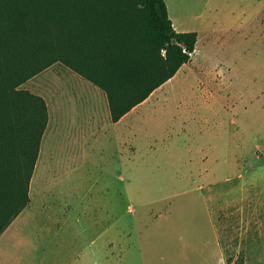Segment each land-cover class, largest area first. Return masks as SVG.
Wrapping results in <instances>:
<instances>
[{
  "label": "rangeland",
  "instance_id": "obj_1",
  "mask_svg": "<svg viewBox=\"0 0 264 264\" xmlns=\"http://www.w3.org/2000/svg\"><path fill=\"white\" fill-rule=\"evenodd\" d=\"M164 2L174 30L197 35L190 61L145 109L167 147L131 153L129 171L116 153H89L54 187L45 171L38 192L50 198L33 191L30 209L51 202L71 225L82 212L84 226L102 230L101 242L73 247L70 264H220L226 242H247L246 264H264V0ZM230 209L258 210L242 239Z\"/></svg>",
  "mask_w": 264,
  "mask_h": 264
},
{
  "label": "trees",
  "instance_id": "obj_2",
  "mask_svg": "<svg viewBox=\"0 0 264 264\" xmlns=\"http://www.w3.org/2000/svg\"><path fill=\"white\" fill-rule=\"evenodd\" d=\"M196 42L173 29L164 0H0V234L30 202L47 124L24 83L60 63L105 93L114 123L187 64Z\"/></svg>",
  "mask_w": 264,
  "mask_h": 264
},
{
  "label": "crops",
  "instance_id": "obj_3",
  "mask_svg": "<svg viewBox=\"0 0 264 264\" xmlns=\"http://www.w3.org/2000/svg\"><path fill=\"white\" fill-rule=\"evenodd\" d=\"M29 84L33 87L31 90L26 89L41 97L46 104L47 124L29 182L30 202L0 234V264H70L73 247L76 245L88 247L96 244L98 240L101 242L102 230L94 226L90 228L84 226L80 220L82 212L80 217L75 219L77 225H71L69 221L71 212L52 209L51 202L47 204L42 202L34 213L30 209L33 191L41 201L50 198L44 195V190L41 193L38 192V187L43 182V173L46 171L49 175L48 182L43 183L44 186L59 185L60 178L63 184H66L64 172L69 167H76L75 170L82 168L86 162L88 163L89 153L98 156L116 153L117 165H124L129 171L131 170V153L149 149L154 145H160L165 149L167 146L163 138L164 134L160 135L162 131L156 124L157 118L150 116L145 110L161 86L154 90L145 101L113 123L105 93L60 63L52 64L22 86ZM180 140L182 141V137ZM77 177L78 175L75 176L76 179ZM233 181L235 180L226 179L225 183ZM75 183L78 185L79 179ZM47 192L53 193L49 190ZM69 194H65L67 200L71 197ZM208 196L214 198V196ZM26 208L30 212V217L21 219ZM224 214L228 217H239L235 224L236 227H240L242 239L253 224L245 217L258 214V210L232 211L230 209ZM60 219L64 220L61 222L62 226L55 228V224ZM257 225L258 222L255 227ZM226 229L227 227L224 231ZM247 246V242H240L235 246L231 245V242H226L225 248L218 255L220 264L248 263ZM32 251L35 252V259ZM97 251L91 253V260H97L98 255L101 258V253L98 254ZM47 254L54 257L47 258ZM84 263L86 260H83L81 264Z\"/></svg>",
  "mask_w": 264,
  "mask_h": 264
}]
</instances>
